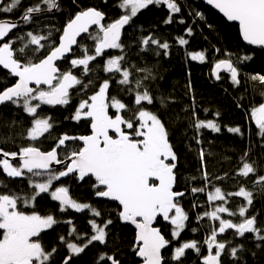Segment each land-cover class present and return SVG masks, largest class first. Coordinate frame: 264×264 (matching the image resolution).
I'll use <instances>...</instances> for the list:
<instances>
[{
    "label": "snow or ice",
    "instance_id": "obj_1",
    "mask_svg": "<svg viewBox=\"0 0 264 264\" xmlns=\"http://www.w3.org/2000/svg\"><path fill=\"white\" fill-rule=\"evenodd\" d=\"M21 0H0V14H11L18 9ZM76 3V0H73ZM165 4L172 13H179L180 6L175 0H120L118 7L125 11L114 22L104 24V13L96 7L81 8L73 18L62 28L58 41L53 38L52 32L47 35L27 31L24 35L12 37L10 34L21 27L22 24L33 23L39 15L51 12L59 8L58 0H39L24 11L17 22H13L11 16L0 17V66L8 70L9 76L15 77L14 84L4 85L0 88V106L10 103L22 107L33 119L31 126L27 129L26 137L30 141H36L53 128L51 118L38 116V109L42 105H67L70 102V89L81 86V90L88 89L93 85V80L85 83L69 69L61 71L56 61L66 57L72 52V46L81 48V58L71 59V68L82 66L83 76H88L94 69L90 68V62L104 55L108 49H123L121 44V30L128 25L141 9H146L152 4ZM207 3L219 9L229 21L239 23L240 34L243 40L251 45L264 46V0H207ZM43 5V7H42ZM196 15H200L196 13ZM201 18H203L201 16ZM170 16L165 23H171ZM184 23L183 20L179 21ZM98 29L95 35L89 34L93 41L94 54H89L88 45H78L77 37L88 34L91 26ZM190 35L192 29L188 28ZM19 42V47L15 45ZM140 43L144 46L142 51H147L149 46L162 49L163 55H168L169 44L149 35L143 37ZM180 45H186L188 41L179 38ZM161 53L157 52L159 56ZM191 60H205L203 52L189 53ZM125 56L119 55L106 60L103 71L111 74H119L117 83L123 91L131 94L133 105L130 106L120 99L110 96V79L106 78L94 90L87 99H82L78 104L72 119L85 120L90 125V134L81 136H69L63 134L57 137V142L49 151H41L34 145L21 146L18 151L7 152L0 149V165L3 172L9 178L22 177L27 173L32 188L30 193L18 194L8 189V186L0 182V264H70L71 255L61 257L57 262L58 248L51 249L42 243V233L53 229L62 223L53 214H40L35 211L34 202L41 194H50L52 201L59 202L60 212L67 208L80 212L88 209L94 217L101 216L88 203H78L70 197L68 187H54V181L62 177L76 175L83 181L91 175L95 178L93 185L95 196L108 198L118 202L120 211L119 219L135 226L133 252L140 257L142 264H168V260L176 264H183L186 250H194L202 258V264H222V256L229 254L233 260L238 259V252L243 249L230 247L231 241L220 242L217 237L229 229L235 230V235L240 237L246 233H254L255 238L264 240L261 229L256 227V217L246 216L248 206L253 204V193L240 187L235 193H223L220 187L214 191L207 192V200L210 202L220 201L212 211H205L203 216L198 215L201 220L208 217L218 221V226L210 227V232L204 240L206 255L201 252L198 242L180 243L174 248L171 256L166 260L162 250L167 249L173 241L178 240L181 232L186 227L188 213L180 204L184 197V191H176L175 184L177 175V155L174 146L170 142L169 133L165 124L158 114L149 110L145 104L151 105L154 97L150 90L142 83L141 79L133 77V72L123 67ZM137 71H143L137 69ZM230 74L231 81L239 84L238 69L230 59L219 60L214 65L213 74L220 79V72ZM148 77H144L147 79ZM252 80H258L264 84V75H253ZM135 85L133 87L132 85ZM34 86V87H33ZM42 86H47L43 88ZM262 102L251 110V118L258 128V135L264 138V91L260 93ZM35 102V103H33ZM163 103V101H162ZM114 109L113 114L109 110ZM130 113V114H129ZM219 115V113H217ZM192 126L199 132L201 129H211L219 133L220 126L213 120H201L192 113ZM228 131L241 134L239 127H229ZM112 133V134H110ZM78 140L82 145L71 150L70 154L65 150L67 163L59 158L58 149L65 147L66 142ZM198 144L200 140L196 141ZM248 155L244 153V157ZM11 156L14 160L19 156L20 164L14 166L6 157ZM239 169V175L248 177L255 174L257 169L253 163L244 160ZM200 159L204 160V152L201 149ZM53 164H64V169L56 171L52 169ZM33 177H41V180H33ZM192 179H195L193 177ZM203 179L209 180V174L204 171ZM219 179V177H217ZM255 183L264 185V175L257 176ZM204 187H193L191 191L205 192ZM227 196H242L247 205H241L236 211L223 206L227 203ZM32 207L31 212L22 211L18 205ZM196 205L193 204V207ZM221 213H227L229 217H239L238 222L232 219L221 218ZM158 217L169 222L172 226L169 240L162 234L161 230L154 227ZM66 223H71L67 221ZM91 234H80L75 228L67 236L73 237L76 242L69 241L66 236L58 237L61 245L75 255L96 243L106 245L109 240L108 226L112 220L108 219L97 224L90 220ZM102 225V226H101ZM197 229L193 228L195 232ZM86 237V242H85ZM227 249V252H226ZM104 261L105 264H121L113 254L101 253L97 264Z\"/></svg>",
    "mask_w": 264,
    "mask_h": 264
},
{
    "label": "trees",
    "instance_id": "obj_2",
    "mask_svg": "<svg viewBox=\"0 0 264 264\" xmlns=\"http://www.w3.org/2000/svg\"><path fill=\"white\" fill-rule=\"evenodd\" d=\"M8 2L9 0H5V3ZM38 2L39 0H21L17 10L11 14H0V17L11 16L12 20L17 21L27 7ZM119 2L120 0H76V3H73V0H58V9L40 14L33 23L22 24L10 35L16 37L26 34L27 31L47 35L51 31L53 38L58 41L61 35L60 30L81 8L96 7L105 14L103 23L108 24L119 18L125 11L118 7ZM175 2L181 8L179 13H172L163 3L152 4L146 9H141L123 30L120 41L123 49L111 50L90 62L89 66L94 71L88 76L82 75V66L71 68V59L81 58V48L78 46L66 59L57 63L61 71L70 69L85 83L92 79L94 86H98L106 78H111L110 96L132 106V95L122 90L127 86L117 83L121 78L120 75L102 70L107 59L123 55L125 56L123 67L129 68L134 78L141 79L153 95V104H145V106L158 114L167 128L170 142L178 157L175 169L177 175L175 190L185 192L184 197L180 199V204L189 216L178 240L173 241L162 252L166 260L176 246L192 240L198 242L203 254H207V246L203 242L210 232V227L218 226L219 222L208 217L198 220L197 216H203L205 211H212L216 207L215 202L207 200V192L214 191L215 187H220L225 194L235 193L240 187L251 191L253 204L248 206L246 216L256 217V227L261 229V235H264V185L254 182L257 176L264 175V138L258 135V128L251 118L252 108L262 102L260 93L264 91V84L258 80H252L251 77L264 75V49L245 45L239 37L238 26L226 22L201 1L175 0ZM170 16L172 22L165 23ZM180 20L184 23H180ZM188 28L192 29L190 35L187 33ZM97 31V28L91 30L78 41V45L90 47L89 54H94L93 41L89 38V34L95 35ZM149 35L169 44L167 56L163 55L164 50L154 45L149 46L147 51H142L144 46L140 41ZM179 38L186 39L188 43L180 45ZM15 46L19 47V42ZM157 52L161 54L157 56ZM194 52H203L205 60L203 62L191 60L188 54ZM233 55L242 61L236 62L235 65L233 63L238 69L240 83L234 84L230 74L226 72L220 75V79L215 80L211 74L212 66L219 60L226 59L224 56ZM137 69L143 71H137ZM144 77L148 78L144 79ZM15 81L0 68V88L4 85L10 86ZM94 86L84 90H81V86L71 89V98L67 105H59V107L42 105L38 109V116L50 117L53 128L36 141H30L26 137L33 118L24 112L22 107L6 103L0 108V149L13 152L18 151L21 146L31 144L41 151H49L55 146L57 137L63 134L69 136L89 134L90 125L83 119L77 121L72 117L81 100L87 99L94 90H98V87ZM132 86L135 87L134 83ZM114 111L110 109L109 114H113ZM193 111L201 120L216 122L221 131L217 133L211 129H201L197 132L192 126ZM229 127H239L241 134L229 132ZM197 139L200 140L199 144L196 142ZM80 146L77 140L66 143L65 147L58 149L59 158L66 159L65 150L70 154L71 150ZM201 149L204 152L203 168L200 159ZM245 152L248 153L246 157H244ZM242 157L254 164L257 169L255 174H249L248 177L239 175V169L244 162ZM19 164L18 161L13 162L14 166ZM52 169L63 170V168ZM204 171L209 174L208 181L203 179ZM31 175L25 171L22 177L9 179L3 174L0 165V182L6 184L14 193L25 194L32 191L28 180ZM193 177L195 179H192ZM37 178L40 177H33V180ZM94 183L95 180L90 178L79 182L75 176L62 177L59 181H54V187H68L71 198L78 203L90 204L100 211L99 217H94L88 209L77 212L75 209L67 208L66 211L60 212L59 203L52 201L50 194L45 193L37 197L34 202L35 211L40 214H53L62 221L53 229L42 233V243L48 249L53 246L58 248V255L55 257L57 262L61 257L71 255L73 259L70 264H97L100 254L107 253L114 254L121 264H139L133 252L134 230L119 219L120 209L117 204L97 199L94 194ZM193 187H204L206 190L193 193L191 191ZM8 189H0V191ZM226 200L227 203L223 206L232 211H236L241 205H247V201L242 196L226 195ZM193 204L196 206L193 207ZM218 204L220 205L221 202L219 201ZM18 207L25 212L33 210L32 207H25L23 204ZM220 216L224 219H232L234 222L239 221L238 215L229 217L227 213H221ZM93 219L97 224L108 219L112 220V224L107 229L109 240L106 245L98 243L90 245L84 253L79 255L72 254L66 246L61 245L58 239L60 235L66 236L71 242H76L73 237L67 236L73 228L80 234H91L89 221ZM67 221L71 223H66ZM154 226L160 228L167 239H172V226L169 222L164 223L161 218H158ZM193 228L197 230L193 232ZM217 239L220 242L231 241L230 247L243 245V249L238 252V259L233 260L229 254H225L222 256V264H262L264 262V240L256 239L254 233H246L245 236L240 237L235 235V230L229 229L224 234L218 235ZM182 259L183 264H202V258L194 250H186V255ZM100 264L105 262L100 261ZM168 264H176V262L168 260Z\"/></svg>",
    "mask_w": 264,
    "mask_h": 264
},
{
    "label": "water",
    "instance_id": "obj_3",
    "mask_svg": "<svg viewBox=\"0 0 264 264\" xmlns=\"http://www.w3.org/2000/svg\"><path fill=\"white\" fill-rule=\"evenodd\" d=\"M198 1H201L206 7H210L219 17H222L226 22H228V23H233V24H235L236 26H238V31H239V37L241 38V41L245 44V45H247V46H251V47H260V48H263L264 49V46H260V45H251V44H248L246 41H244L243 40V37H242V35L240 34V30H239V23L237 22V21H229V20H227V18L223 15V13H221L220 11H219V9H216L213 5H210V4H208L207 3V0H198ZM104 16H105V14H104ZM118 19V18H117ZM105 20V19H104ZM104 20L102 21V23L104 22ZM13 22H17V21H15V20H13ZM114 22V21H113ZM68 23V22H67ZM66 23V24H67ZM65 24V25H66ZM126 26L127 25H125L124 26V28L121 30V37H122V35H123V30L126 28ZM97 27L95 26V25H93V26H91L90 27V29H89V32L91 31V30H93V29H96ZM87 34H81V36L80 37H77V41H79V39H81L82 37H84V36H86ZM76 46L77 45H73L72 46V50L74 49V48H76ZM111 50H114V49H108V50H105V53H108L109 51H111ZM71 53V52H70ZM70 53H68V54H66V57H68V55L70 54ZM104 53V54H105ZM66 57L65 58H63V59H60V60H58V61H56V64L58 63V62H61L62 60H64V59H66ZM215 65V64H214ZM214 65L212 66V71H211V74H212V77L215 79V80H218L217 78H216V75H214L213 74V69H214ZM0 68L2 69V70H4V71H6L7 73H8V70H6V69H3L2 68V66H0ZM223 72H225V71H221L220 72V75L223 73ZM227 73V72H226ZM9 74V73H8ZM14 80H16V78L15 77H12ZM34 87V86H33ZM43 88H47V86H42ZM71 90V89H70ZM6 105V104H5ZM2 106H4V105H2ZM2 106H0V108L2 107ZM47 106H50V105H47ZM51 107H59V105H56V106H51ZM90 128V127H89ZM90 134V133H89ZM88 135V134H87ZM78 141V140H77ZM69 142H71V141H68V142H66V143H69ZM81 145H82V142L81 141H78ZM0 158L1 159H3L4 157H2V155H0ZM6 159H8L9 160V162L10 163H12L13 164V162H15V161H18V162H20V160H19V156H17V158L14 160L11 156H9V157H6ZM64 161H65V163H67L68 161H67V158L66 159H63ZM1 167H2V171H3V166L1 165ZM52 168H62L63 167V169H64V164H53L52 166H51ZM26 171V170H25ZM175 171V170H174ZM3 174H5L4 172H3ZM5 176L7 177V175L5 174ZM73 176H75V178H76V175H69L68 177H73ZM7 178H9V177H7ZM19 177H17V178H12V179H18ZM86 178H90V179H92L93 181L95 180V178L94 177H92L91 175H89L88 177H85V179ZM10 179V178H9ZM76 180H78L77 178H76ZM79 182H83V181H80V180H78ZM97 197V196H96ZM97 199H99V200H107V201H109V202H112V203H115V204H117L118 205V207H119V209H120V206H119V204H118V202H116V201H112V200H110V199H108V198H103V197H97ZM56 202H58V201H56ZM59 203V202H58ZM158 218H161V217H158ZM158 218H157V220H158ZM162 219V218H161ZM156 220V221H157ZM163 220V219H162ZM156 221L154 222V224L156 223ZM164 221V220H163ZM123 222V221H122ZM164 222H166V221H164ZM123 224H125V225H129L133 230H134V232H135V226L134 225H131L130 223H127V222H123ZM154 226V225H153ZM155 227V226H154ZM160 229V228H159ZM164 250H162V252H163ZM136 260H138L139 261V264H142V260H141V258L140 257H138V256H136ZM110 263V262H109ZM262 264H264V262L262 263Z\"/></svg>",
    "mask_w": 264,
    "mask_h": 264
},
{
    "label": "rangeland",
    "instance_id": "obj_4",
    "mask_svg": "<svg viewBox=\"0 0 264 264\" xmlns=\"http://www.w3.org/2000/svg\"><path fill=\"white\" fill-rule=\"evenodd\" d=\"M224 58H226V59H230V60L232 61V63H234V65H235L236 62H237V63H238V62H242V61H239V59H240L239 57H233V58H231L230 56H224ZM216 63H217V62H216ZM41 179H42L41 177H40L39 179L37 178V180H41ZM239 197H240V196H239ZM214 202H215L216 206L219 205V204H218L219 201H214ZM214 208H215V207H214Z\"/></svg>",
    "mask_w": 264,
    "mask_h": 264
},
{
    "label": "bare ground",
    "instance_id": "obj_5",
    "mask_svg": "<svg viewBox=\"0 0 264 264\" xmlns=\"http://www.w3.org/2000/svg\"><path fill=\"white\" fill-rule=\"evenodd\" d=\"M95 30V29H93ZM236 55L231 56V58L235 57ZM59 63V62H58ZM63 168V167H62ZM61 169V168H60ZM164 222V221H163ZM165 223V222H164ZM228 248H230V245H228Z\"/></svg>",
    "mask_w": 264,
    "mask_h": 264
},
{
    "label": "flooded vegetation",
    "instance_id": "obj_6",
    "mask_svg": "<svg viewBox=\"0 0 264 264\" xmlns=\"http://www.w3.org/2000/svg\"><path fill=\"white\" fill-rule=\"evenodd\" d=\"M110 134H112V133H110ZM231 230V229H230ZM232 230H234V229H232ZM221 235V234H220ZM222 242H227V241H222Z\"/></svg>",
    "mask_w": 264,
    "mask_h": 264
}]
</instances>
